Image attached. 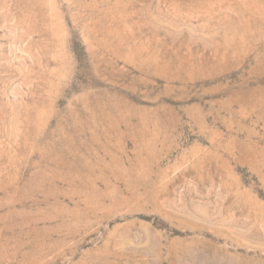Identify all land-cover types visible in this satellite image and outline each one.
Here are the masks:
<instances>
[{"label": "rangeland", "instance_id": "374dc122", "mask_svg": "<svg viewBox=\"0 0 264 264\" xmlns=\"http://www.w3.org/2000/svg\"><path fill=\"white\" fill-rule=\"evenodd\" d=\"M0 264H264V0H0Z\"/></svg>", "mask_w": 264, "mask_h": 264}]
</instances>
